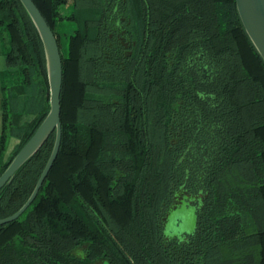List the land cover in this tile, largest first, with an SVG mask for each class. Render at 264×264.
<instances>
[{"label": "trees", "instance_id": "16d2710c", "mask_svg": "<svg viewBox=\"0 0 264 264\" xmlns=\"http://www.w3.org/2000/svg\"><path fill=\"white\" fill-rule=\"evenodd\" d=\"M33 1L61 48L62 143L35 201L0 226V264H264V60L236 0ZM0 56L1 176L50 111L20 0H0ZM55 140L1 189L0 219L27 202ZM186 201L197 227L169 235Z\"/></svg>", "mask_w": 264, "mask_h": 264}, {"label": "water", "instance_id": "95a60500", "mask_svg": "<svg viewBox=\"0 0 264 264\" xmlns=\"http://www.w3.org/2000/svg\"><path fill=\"white\" fill-rule=\"evenodd\" d=\"M35 24L45 48L48 80L50 86V111L33 136L22 147L0 176V191L16 172L31 159L56 132L51 156L37 185L23 207L12 216L0 219V226L17 220L37 198L58 155L62 143L61 93L63 86V58L57 37L33 0H20ZM237 9L252 43L264 60V0H236Z\"/></svg>", "mask_w": 264, "mask_h": 264}, {"label": "rangeland", "instance_id": "374dc122", "mask_svg": "<svg viewBox=\"0 0 264 264\" xmlns=\"http://www.w3.org/2000/svg\"><path fill=\"white\" fill-rule=\"evenodd\" d=\"M69 7L65 6L63 12L67 13ZM75 25L73 23H64L58 30L71 35L74 32ZM4 57L0 56V69L4 65ZM20 141L16 138H12L9 142L6 159L14 153L16 147ZM197 227V210L196 207L191 205L189 202L181 203L174 211L171 212L169 222L167 224L166 232L169 235L183 236L185 233L193 232Z\"/></svg>", "mask_w": 264, "mask_h": 264}, {"label": "flooded vegetation", "instance_id": "af4514ba", "mask_svg": "<svg viewBox=\"0 0 264 264\" xmlns=\"http://www.w3.org/2000/svg\"><path fill=\"white\" fill-rule=\"evenodd\" d=\"M43 185H44V184H43ZM42 187H43V186H42ZM39 192H40V191H39ZM31 205H32V204H31ZM24 213H25V212H24ZM24 213H23V214H24ZM21 216H22V215H21ZM21 216H20V217H21ZM20 217H19V218H20ZM19 218H18V219H19ZM18 219H17V220H18ZM168 222H169V221H168ZM76 254H78V255H80V256H83V252H82L81 250H77V251H76ZM97 264H108V263H107L106 261H102V262H99V263H97Z\"/></svg>", "mask_w": 264, "mask_h": 264}]
</instances>
